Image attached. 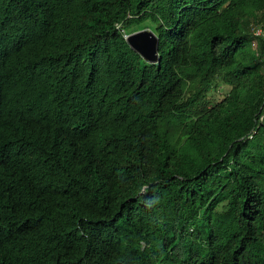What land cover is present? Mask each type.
<instances>
[{"label":"trees","instance_id":"16d2710c","mask_svg":"<svg viewBox=\"0 0 264 264\" xmlns=\"http://www.w3.org/2000/svg\"><path fill=\"white\" fill-rule=\"evenodd\" d=\"M248 18L264 0H0V264H264Z\"/></svg>","mask_w":264,"mask_h":264},{"label":"water","instance_id":"95a60500","mask_svg":"<svg viewBox=\"0 0 264 264\" xmlns=\"http://www.w3.org/2000/svg\"><path fill=\"white\" fill-rule=\"evenodd\" d=\"M124 37L131 50L137 53L146 63L157 64L159 62V40L150 29H142Z\"/></svg>","mask_w":264,"mask_h":264},{"label":"rangeland","instance_id":"374dc122","mask_svg":"<svg viewBox=\"0 0 264 264\" xmlns=\"http://www.w3.org/2000/svg\"><path fill=\"white\" fill-rule=\"evenodd\" d=\"M244 25H243V30L247 33V34H249V31H250V28H251V26L252 25H261V22L259 21L258 23H255V22H253V20H252V18H248L247 20H246V22L245 23H243ZM254 40V39H253ZM259 47H260V43L258 42V41H253L252 42V48L257 52V56L258 57H260L263 61H264V56H263V58H262V56H261V54H260V49H259ZM226 90H228V88L227 87H221V88H219V90H217V92H214V91H212V92H210V94L208 95V100H210L211 102H215V101H217V100H219L227 91Z\"/></svg>","mask_w":264,"mask_h":264},{"label":"built area","instance_id":"2783aa9c","mask_svg":"<svg viewBox=\"0 0 264 264\" xmlns=\"http://www.w3.org/2000/svg\"><path fill=\"white\" fill-rule=\"evenodd\" d=\"M249 34L255 41H260L264 48V27L262 25H252Z\"/></svg>","mask_w":264,"mask_h":264}]
</instances>
